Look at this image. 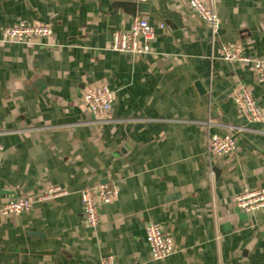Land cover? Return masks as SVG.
I'll list each match as a JSON object with an SVG mask.
<instances>
[{
  "label": "crops",
  "instance_id": "1",
  "mask_svg": "<svg viewBox=\"0 0 264 264\" xmlns=\"http://www.w3.org/2000/svg\"><path fill=\"white\" fill-rule=\"evenodd\" d=\"M189 1L0 0V208L50 185L70 191L0 213V264H264V209L235 200L264 187V121L248 123L233 98L248 87L264 111V83L223 59L225 45L264 58V0H204L215 38ZM137 14L155 27L151 51H115ZM23 22L49 26L46 44L3 41ZM103 85L114 93L106 119L84 99ZM227 133L235 151L210 153V136ZM106 183L119 195L92 228L80 191ZM149 221L173 240L163 260L151 257Z\"/></svg>",
  "mask_w": 264,
  "mask_h": 264
},
{
  "label": "built area",
  "instance_id": "2",
  "mask_svg": "<svg viewBox=\"0 0 264 264\" xmlns=\"http://www.w3.org/2000/svg\"><path fill=\"white\" fill-rule=\"evenodd\" d=\"M191 9L210 27L215 38L220 19L213 4H207L204 0H190ZM164 28V23L160 24ZM51 28L47 25H33L19 23L6 27L3 33V41L8 43H32L46 44L42 42L51 35ZM155 27L149 22L147 16L137 14L133 18L132 27L128 31L114 33L112 48L121 53L136 55L151 51L150 43L155 38ZM223 59L228 62H241L252 65L257 72L260 83H264V58H253L245 55L236 46H223ZM234 101L241 111V115L248 123L264 121V111L258 104L253 91L248 87H242L234 93ZM85 102L91 112L102 119H106L112 108L114 93L107 86L95 87L84 95ZM234 133H241L248 128L245 126H231ZM3 145L0 143V160L3 153ZM236 149V137L233 133L224 135L214 134L209 138V152L218 156L228 155ZM210 174L214 175L213 167ZM70 191L62 185H50L36 199L21 196L4 203L0 208L2 215L21 213L30 210L36 202L51 201L66 196ZM119 195V190L111 184H99L95 187H86L80 191L83 215L88 226L95 228L99 224L100 203H110ZM236 204L246 213H255L264 209V187L259 189H244L235 197ZM146 239L151 249L153 260H163L173 252V240L165 233L161 226L149 221L146 225ZM99 264H118L113 255L103 257Z\"/></svg>",
  "mask_w": 264,
  "mask_h": 264
}]
</instances>
